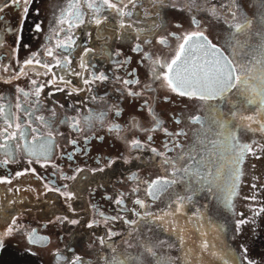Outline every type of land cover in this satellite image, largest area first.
I'll use <instances>...</instances> for the list:
<instances>
[{
  "label": "flooded vegetation",
  "instance_id": "af4514ba",
  "mask_svg": "<svg viewBox=\"0 0 264 264\" xmlns=\"http://www.w3.org/2000/svg\"><path fill=\"white\" fill-rule=\"evenodd\" d=\"M109 2L131 15L101 10L94 17L93 10L81 3L84 22H77L68 35L61 31L67 30V24L60 23L67 0L0 4V106L16 118L10 120L9 135L17 123L35 129L11 142L0 135V143L8 145L0 148V264L9 258L15 259L9 264H45V253L54 264H183L179 257L188 264H242L234 244L230 260L228 255L219 261L206 252L188 254V250L197 249L195 229L211 233L215 220L204 218L206 206L198 199L224 184L221 197L214 201L222 207L228 204L235 189L225 180L239 178L250 151L244 150L240 171L238 160H228L229 155L237 156L243 145L252 150L257 139L264 138L258 123L245 121L241 126L240 119L257 117L262 105L259 100L247 103L235 89L227 102L181 96L154 73L167 71L163 65L175 56L184 35L202 32L238 70L243 67L245 75L259 78L264 64V16L256 20L261 14H251L242 8L243 0H237L231 6L241 10L233 23L247 18L251 25L234 33L224 22L232 21L231 15L219 9L221 2L230 4V0H212L219 17L203 10L204 0L195 4L190 0ZM69 35L71 47H57L67 44ZM162 39L167 42L161 43ZM57 61L67 63L57 66ZM45 64L52 67L47 75ZM53 73L57 84L49 83ZM100 74L107 78L95 79ZM38 85H44L39 96ZM18 103L31 115H23ZM194 116L202 118L203 127L192 122ZM214 121H224L226 127ZM5 127L0 120V133ZM181 131L184 135H175ZM133 141L141 147H134ZM42 142L49 150L34 155ZM165 158L174 166L165 164ZM186 167L192 171H175ZM205 176L212 181L211 190L208 184L198 183ZM157 177L176 183L153 199L147 195L146 182ZM173 193L191 197L183 214H178L191 239L184 244L174 240L178 252L167 254L162 240L178 238L175 220L161 223L144 214L168 212ZM138 199L144 207L136 203ZM130 221L137 223L130 225ZM148 247L155 256L146 251ZM51 248L56 251L51 253ZM230 249L216 245L213 251L222 256Z\"/></svg>",
  "mask_w": 264,
  "mask_h": 264
},
{
  "label": "snow or ice",
  "instance_id": "6c2138e0",
  "mask_svg": "<svg viewBox=\"0 0 264 264\" xmlns=\"http://www.w3.org/2000/svg\"><path fill=\"white\" fill-rule=\"evenodd\" d=\"M12 4H19L20 0H9ZM83 4L84 9H92V15L95 17L96 13H99L101 10L106 11H117L120 15H131L130 12L125 13L123 9H118L115 3H110L109 0H67L66 7L61 11V24H67V30L61 28V31H65V34L68 35L72 28L77 26L78 23H83V11L80 4ZM129 3H133V0H129ZM190 3L195 4V0H190ZM204 4L206 7L203 9L204 11H210L211 14L215 17H219V10L216 5L212 3V0H204ZM211 4V7H207V5ZM237 0H230V4H225L223 2L220 3L219 9L224 10L227 15H231L232 21L225 20L224 22L229 26L230 29L235 32L243 31L245 28L251 25V20L245 18L242 23L233 21L236 20L237 12L233 10L231 5H236ZM7 6V4L5 5ZM134 6V5H133ZM238 10V5H237ZM264 19V18H262ZM95 22L97 24L101 23V19L95 18ZM196 21L194 20V23ZM123 26V25H122ZM39 27V26H37ZM175 35V34H173ZM182 42L179 43L178 48L176 50L175 56L170 61H165L163 67L167 68L166 72L154 73L155 78L157 80L163 79L165 85L173 92H178L181 96H190L193 98H197L203 101L209 100H217L219 99L222 102H227L228 94L232 92L233 89L236 90V94L245 96L247 103L251 104L259 100L262 105L260 112L257 114V117L246 116L241 117V126H243V122L245 121H254L260 125L259 130L264 131V64H262L261 72L259 78L248 77L244 74V69L241 67L239 70L237 66L233 64V61L230 60L227 56L224 55L223 51L218 48L216 45L211 44L207 38L203 35L202 32H193L184 35L182 38ZM166 39H162L161 43H166ZM73 41H71L70 35L68 36V43L64 45H57V47H64L65 50L71 47ZM138 50V49H137ZM264 51V48H262ZM202 52V56L196 55V53ZM49 55H52V51L49 50ZM83 59V58H82ZM191 60V63L189 62ZM25 63L30 64L31 60L25 61ZM39 64L40 61H37ZM65 64H61L60 61H57V66H65ZM86 66V65H82ZM44 67L47 71L44 73L47 75L52 71V67L50 65L45 64ZM76 75H81V73H75ZM56 74L53 73V79L49 81V83L57 84ZM107 77L104 74H100L96 76L97 80H104ZM254 80V83L250 82ZM60 81L64 80V77H59ZM136 81H125V83H135ZM36 81H33L35 84ZM85 84L89 83L88 80L84 81ZM44 87V85H38L36 95L39 96V89ZM59 90V88H58ZM17 109L23 115H31L29 108L22 104H17ZM151 111V109H150ZM236 112L232 111L230 115L232 117L236 116ZM16 119L11 112H5L4 107L0 106V120L6 125L3 132L0 133L4 137L5 140L11 142L13 140H17L19 138H25L31 132L35 131V129H31L30 125L26 127L25 123H17L15 124L16 131L11 132L9 135V128L13 127V124L10 123V120ZM42 119V118H40ZM192 122L199 123L203 127V120L199 116H194L191 118ZM157 127L160 126V122L157 120ZM214 123H219L220 127L225 128L226 122L224 121H214ZM250 127V125H248ZM166 131V130H165ZM229 136L235 140V134L229 131ZM175 135H184V133L178 132ZM8 145L0 143V148H6ZM19 147V144L16 145ZM134 147H141L138 141H133ZM180 146V145H177ZM247 149L251 151V147L249 145H243L239 147V155L237 159L243 158V152ZM49 150L47 142H42L39 145L38 150L34 151L33 154L44 155ZM157 155H163L162 153L157 152L153 149ZM182 158V157H181ZM165 164H173L174 162L170 158H165L163 161ZM175 171H183L185 173H189L192 171L191 167H186L183 169H175ZM22 175V173H17V176ZM174 175V173H173ZM196 175H199V172H196ZM211 173H208L210 176ZM208 176H205L203 180L198 181V183L208 184L209 190H211L210 185L212 183L211 180L208 179ZM176 183L175 180H170L167 178L157 177L155 180L150 182H146L147 184V195L153 199L159 197L162 192L168 191L169 187ZM234 188V185H233ZM169 211L163 213L162 215H154L150 213H145L144 216L151 220L160 221L161 223L168 222L169 220H175L173 224V228L177 232L178 239L181 244H184L185 240H190V236L188 234V229L185 225L180 224L181 215L183 214L184 206L186 203L191 201V197L187 195H181L180 193H173L169 198ZM117 203H123L122 200L117 201ZM136 203L141 207H144V202L142 200H136ZM264 210V209H262ZM137 216H140V213H137ZM75 223V221H72ZM130 225H134L136 221L128 222ZM197 231L201 232V236L199 237V248L198 249H189L188 254H192L194 251L206 252L210 256L216 255L213 251L214 245L211 244L210 239L207 237L206 233H203L201 229H197ZM105 241L102 239L101 243ZM196 243V241H193ZM187 248V245H185ZM151 255L155 256V252L152 251L151 247L146 249ZM77 262L80 260L79 257L76 258ZM119 264H124L123 261H120Z\"/></svg>",
  "mask_w": 264,
  "mask_h": 264
},
{
  "label": "rangeland",
  "instance_id": "374dc122",
  "mask_svg": "<svg viewBox=\"0 0 264 264\" xmlns=\"http://www.w3.org/2000/svg\"><path fill=\"white\" fill-rule=\"evenodd\" d=\"M247 8V11L253 13H260V17L264 16V0H243V7ZM241 9L236 8V11ZM253 28V26H252ZM252 28L247 29L253 32ZM260 31L263 32V28L260 27ZM264 33V32H263ZM236 44V42H235ZM251 134V130H248ZM252 135V134H251ZM255 139V136L252 135ZM258 144L253 146V149L248 152L245 159L242 161L243 166L241 168V174L239 178L237 176L231 179L225 180V183L233 187L235 192L227 200L228 204L223 207L214 200L221 197L220 188L224 184H217V186L207 194L198 199V203H204L205 208H202V215L204 218L215 219L213 221V228H209L211 233L206 229H203V233L207 234L211 244L214 245V251L216 245H223L224 247L231 248L232 251L223 253L222 256L216 253V257L219 261H222L224 255H228L229 260L233 255L232 244L235 245L237 252L241 257L242 264H264V138L257 139ZM261 144V146H260ZM237 156L233 154L229 155L228 160L235 159L239 162L238 171H240V165L242 159H237ZM225 188V186H224ZM215 198V199H214ZM202 228V227H201ZM222 231V232H218ZM206 231V232H205ZM164 236L171 237L168 234ZM194 236L199 238L201 232L195 229ZM174 240H178L174 235L173 240L163 238L162 245L165 248L167 254L177 253L178 249ZM199 240H196V248H199ZM194 248V247H193ZM50 252L54 253L56 249L51 248ZM195 249V248H194ZM211 257L209 254H207ZM49 253H45V264L51 263ZM199 257L198 255H196ZM8 256L4 259L6 261ZM183 264L187 263V260L182 261ZM15 261L14 258H9L6 264ZM18 264V263H17ZM169 264H172L171 262Z\"/></svg>",
  "mask_w": 264,
  "mask_h": 264
},
{
  "label": "water",
  "instance_id": "95a60500",
  "mask_svg": "<svg viewBox=\"0 0 264 264\" xmlns=\"http://www.w3.org/2000/svg\"><path fill=\"white\" fill-rule=\"evenodd\" d=\"M5 1H7V0H0V4H2V3L5 2ZM207 40L212 44V42L210 41L209 38H207ZM196 55H198V56H202L203 53H202V52H199V53H196ZM189 62L191 63V60H189ZM60 257H61V258H64V255L60 254Z\"/></svg>",
  "mask_w": 264,
  "mask_h": 264
},
{
  "label": "trees",
  "instance_id": "16d2710c",
  "mask_svg": "<svg viewBox=\"0 0 264 264\" xmlns=\"http://www.w3.org/2000/svg\"><path fill=\"white\" fill-rule=\"evenodd\" d=\"M231 250V249H230Z\"/></svg>",
  "mask_w": 264,
  "mask_h": 264
}]
</instances>
